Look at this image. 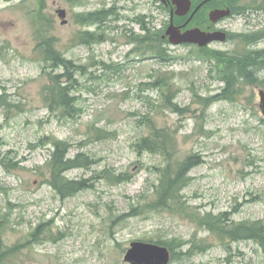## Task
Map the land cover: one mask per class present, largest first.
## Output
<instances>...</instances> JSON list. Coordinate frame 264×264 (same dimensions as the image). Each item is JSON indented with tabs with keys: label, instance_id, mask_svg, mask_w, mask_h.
Listing matches in <instances>:
<instances>
[{
	"label": "rangeland",
	"instance_id": "rangeland-1",
	"mask_svg": "<svg viewBox=\"0 0 264 264\" xmlns=\"http://www.w3.org/2000/svg\"><path fill=\"white\" fill-rule=\"evenodd\" d=\"M261 5L240 0L235 7L244 12L199 25L228 35L205 49L243 52L235 36L264 33ZM100 11L110 13L104 22L79 23ZM139 21L149 39L158 35L142 49L131 41L145 35ZM169 21L158 0H0V247H21L9 264H125L135 241L169 245L171 264H264L254 241L220 240L191 218L226 214L233 223L264 222L258 87L243 84L235 100L213 102L225 89L215 62L195 45L163 39ZM49 38L74 66L69 81L60 79L73 116L45 101L47 75H64L36 51ZM246 49L264 50V39ZM159 53L163 59L155 58ZM256 76L264 79V70ZM153 128L171 138L170 158L138 153ZM56 141L68 145V159L89 162L64 174L86 187L65 199L49 184ZM189 155L201 163L181 193L185 212L150 209L162 170ZM38 227L39 237L31 238Z\"/></svg>",
	"mask_w": 264,
	"mask_h": 264
},
{
	"label": "trees",
	"instance_id": "trees-1",
	"mask_svg": "<svg viewBox=\"0 0 264 264\" xmlns=\"http://www.w3.org/2000/svg\"><path fill=\"white\" fill-rule=\"evenodd\" d=\"M193 6L197 5L201 0H192ZM240 0L230 1V11L231 15L240 14L244 12V8H236L235 5ZM211 7L214 5L211 4ZM251 8H246L251 10ZM260 8V7H258ZM264 8V0H262L261 9ZM205 10V9H203ZM203 10L198 11L193 18L188 22L185 28H203L199 27L202 23H209V20L205 14L203 15ZM259 10V9H257ZM110 13L105 11H100L93 14H86L81 16L80 24H95L102 23L109 18ZM142 27V31H145L143 36H135L131 41L143 48L144 45L150 43L149 40L158 37L155 36L148 38L149 30L147 29L143 21H139ZM186 20L183 18L174 17L173 23L176 26H180L185 23ZM196 23L197 25H193ZM206 26V25H205ZM202 30H206L204 27ZM90 42L101 43L102 39L94 35H88ZM240 43L244 44L245 50L239 54H228L221 52H212L211 50L201 49L199 51L200 55H204L206 59L213 60L215 66L218 68V73L220 74V80L224 83L225 89L219 94L213 96L211 100L213 102L221 100H235L239 95L243 84H248L253 87H258L264 90V79H259L256 74L264 70V50H248L247 46H253L259 41L264 39V33H256L252 35H236L235 36ZM84 43V41H82ZM155 43L158 41L154 39ZM36 51H39L42 57L43 64H52V67L63 69L64 75H47L49 77V85L45 88V101L50 106L56 105L65 111H68L67 115L73 116L76 113V109L73 105L72 98H70L68 93V88L61 85L60 79L66 77L69 81L70 70L74 68L73 63L69 60L63 58V56L53 47V42L51 38L40 40L36 44ZM148 52L153 51L149 46ZM156 59H163L160 53L155 57ZM44 72V70H43ZM162 79L157 82H161ZM158 84V83H156ZM157 85V86H162ZM155 86V85H154ZM74 113V114H73ZM169 143L172 144V140L168 134H162L158 129L153 128L151 132V137L143 138L141 142L136 145L137 151H147V152H163L169 158L171 154V149H169ZM173 145V144H172ZM54 151L51 155V159L48 163L50 171V186L57 192V194L65 199L72 197L79 192L85 190V184L83 181H69L64 178V174L69 170L76 168L87 167L89 162L86 157L77 156L74 159H68V145L62 141H56L53 143ZM201 159L198 155H189L183 158L182 161H174L173 164H167V166L162 170L161 177L159 178V184L155 191L156 201L149 206L150 209H163L168 210L170 208H176L185 212L182 199V191L187 186L188 174L199 164ZM192 220L205 229L210 235L217 237L220 240H230L233 242L250 240L254 241L258 247L261 249L264 255V222L262 221H246L241 223H233L226 214H221L218 216L206 214V215H191ZM40 227L36 228L30 237L37 239L39 237L38 231ZM155 244L165 246L169 249V245L161 242ZM21 247L19 245L13 246H2L0 247V264H9L12 259L15 258L16 253L19 252ZM171 255V262L173 259Z\"/></svg>",
	"mask_w": 264,
	"mask_h": 264
},
{
	"label": "water",
	"instance_id": "water-1",
	"mask_svg": "<svg viewBox=\"0 0 264 264\" xmlns=\"http://www.w3.org/2000/svg\"><path fill=\"white\" fill-rule=\"evenodd\" d=\"M170 2L172 4L170 24L165 31V35L163 36V38H167L170 44H191L196 45L199 48H203L207 47L213 42L223 43L226 41V34L220 31L205 32L198 28H191L182 32V27H178L173 24V17H186L191 11L192 1L170 0ZM205 2L206 1L193 10L187 22ZM58 15L61 19H64L65 17L64 11H59ZM229 15L230 11L228 9H215L209 13L208 19L211 23H217L220 19L226 18ZM65 23L66 22L63 21L62 24ZM258 98V109L264 119V90H258ZM170 260L171 255L166 247L139 241L130 243L129 248L127 249L123 258L125 264H170Z\"/></svg>",
	"mask_w": 264,
	"mask_h": 264
},
{
	"label": "flooded vegetation",
	"instance_id": "flooded-vegetation-1",
	"mask_svg": "<svg viewBox=\"0 0 264 264\" xmlns=\"http://www.w3.org/2000/svg\"><path fill=\"white\" fill-rule=\"evenodd\" d=\"M204 1H206V0H201L199 3H197V5H196V7L198 6V5H200V4H202ZM230 1H233V0H212V1H207V2H205L200 8H199V10L198 11H200V10H203V9H205V10H203L204 12H203V15L205 14V16H207V18H208V15H209V13L212 11V10H215V9H221V10H225V9H228L229 11H230V7H229V3H230ZM158 3H159V5H161L162 7H165L167 10H169L170 12H171V10H172V4H171V2H170V0H158ZM211 4H213L214 6L213 7H211L210 5ZM193 9V8H192ZM197 11V12H198ZM196 12V13H197ZM231 12V11H230ZM191 13V12H190ZM195 13V14H196ZM194 14V15H195ZM231 16V15H230ZM193 18V17H192ZM224 19H227V18H223V19H220L217 23H214V24H212V25H216V24H218V23H220L221 21H223ZM210 24V23H209ZM181 26V25H180ZM186 29L187 28H182V32H184V31H186ZM206 30L207 31H210V32H217V31H221V30H212L211 29V26L209 25V26H207L206 27ZM222 32V31H221ZM224 32V31H223ZM226 33V32H225ZM226 35H227V33H226ZM227 37H228V35H227Z\"/></svg>",
	"mask_w": 264,
	"mask_h": 264
}]
</instances>
